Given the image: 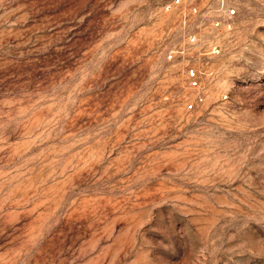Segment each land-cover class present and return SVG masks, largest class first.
Listing matches in <instances>:
<instances>
[{
  "label": "rangeland",
  "instance_id": "1",
  "mask_svg": "<svg viewBox=\"0 0 264 264\" xmlns=\"http://www.w3.org/2000/svg\"><path fill=\"white\" fill-rule=\"evenodd\" d=\"M172 2L0 0V264H264V0Z\"/></svg>",
  "mask_w": 264,
  "mask_h": 264
},
{
  "label": "built area",
  "instance_id": "2",
  "mask_svg": "<svg viewBox=\"0 0 264 264\" xmlns=\"http://www.w3.org/2000/svg\"><path fill=\"white\" fill-rule=\"evenodd\" d=\"M180 3V0H174V2H172V5L173 4H179ZM171 8V4H167L166 6H165V9L166 10H169ZM192 11L193 12H196V9L193 7L192 8ZM235 14V11H233V10H228V9H226L225 10V17L227 18V19H229L232 15H234ZM216 25H219V22H216L215 23ZM222 24H223V26L224 27H226V28H228V29H230L231 28V25H230V22L228 21V20H223V22H222ZM190 76L191 77H194V73L192 72V71H190ZM195 84V83H194ZM189 107V109H191L192 108V105H188Z\"/></svg>",
  "mask_w": 264,
  "mask_h": 264
}]
</instances>
